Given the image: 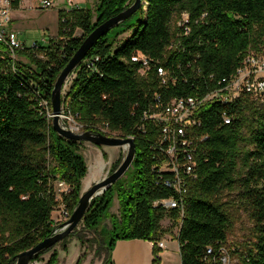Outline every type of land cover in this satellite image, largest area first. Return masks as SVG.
I'll return each instance as SVG.
<instances>
[{
	"label": "trees",
	"instance_id": "obj_1",
	"mask_svg": "<svg viewBox=\"0 0 264 264\" xmlns=\"http://www.w3.org/2000/svg\"><path fill=\"white\" fill-rule=\"evenodd\" d=\"M134 1L99 0L95 20L91 8L62 10L59 37L48 46L24 44L15 50L16 57L0 40V264H16L21 252L55 233L52 213L57 206L64 204L71 215L76 208L88 173L82 142L59 135L40 101L51 103L59 74L83 40ZM145 5L144 21L124 43L117 45L110 34L124 27L127 19L98 40L74 71L63 103L85 130L98 132L99 125H107L123 137L134 136L136 144L130 182L124 185L121 178L97 196L82 221L83 229L95 233L117 195L120 217L113 216V235L102 264H114L112 251L118 240L156 243L175 227L180 228L182 264H222L221 248H227L235 264H264V103L243 93L226 105L207 103L200 109L196 177L188 184L184 216L178 209L152 204L173 191L155 182L152 167L158 153L151 143L160 128L143 120L156 92L165 101L204 94L218 78L235 72L249 51L264 52V0H147ZM184 13L189 22L179 25ZM78 29L82 37L76 35ZM139 53L168 68L178 77L176 84L161 85L155 69L141 74V61L134 60ZM224 112L233 118L230 124L223 122ZM143 124L146 132L139 128ZM202 135L207 138L201 141ZM57 180L66 182L70 191L58 194ZM224 191H237L239 201L250 209L253 242L227 246L234 226L228 213L233 200L223 201ZM166 218L171 228L162 226ZM71 236L82 248L92 242L74 230L61 241L65 251ZM96 243V252L102 251L100 241ZM208 247L213 248L210 255ZM51 249L35 255L32 262ZM153 250V263L160 264L162 249L155 244ZM85 257L83 252L77 264ZM59 261L55 250L47 264Z\"/></svg>",
	"mask_w": 264,
	"mask_h": 264
},
{
	"label": "built area",
	"instance_id": "obj_2",
	"mask_svg": "<svg viewBox=\"0 0 264 264\" xmlns=\"http://www.w3.org/2000/svg\"><path fill=\"white\" fill-rule=\"evenodd\" d=\"M16 0H0V40L5 42L15 56V50L23 48L24 44L20 42L15 34L10 30L12 22V10ZM73 0H68V5H72ZM53 6V0H41V7L48 9ZM189 14L184 13L179 25H187ZM190 30L187 29L186 33ZM172 47V46H170ZM96 57L94 61L98 60ZM134 60L141 61L142 67L139 72L147 73L155 69L161 85L167 86L170 83L176 84L178 77L159 62L151 61L147 56L139 53ZM213 80L214 75H210ZM187 81V79H185ZM248 93L254 98L264 103V52L251 50L245 56L242 64L237 70L229 76L218 78L215 87L209 89L204 94L186 95L173 97L170 100H163L160 93L154 94V103L150 109L144 112L143 120L152 121L160 128L157 139L151 143V148L158 154L157 161L153 164V171L156 174L155 182L157 185L171 189L173 193L169 197L158 198L153 201L154 207L164 209H178L181 216H184L186 209V196L189 190V182L196 177L197 159L195 158L197 139L196 128L201 125L199 115L200 109L207 103H221L226 105L236 100L241 94ZM40 106L49 119L53 117L52 104L47 99L42 98ZM62 119L72 120L73 124L62 125L75 132L81 133L86 131L84 124L78 122L76 117L66 111L63 104ZM232 117L226 112L222 115L225 124L232 122ZM98 132L106 135L119 136L117 132H112L107 125L99 127ZM146 132L144 124L139 126ZM134 139V136H128ZM207 136H200L199 140L206 139ZM59 184L61 193L69 192L70 187L63 180H57L54 183ZM56 189V188H55ZM57 191V189H56ZM65 218L71 216L65 205H62ZM180 228L178 227V233ZM178 236V235H177ZM161 249L165 247L163 240H159L153 245ZM213 253V248H207V255ZM222 264H235L227 248H221Z\"/></svg>",
	"mask_w": 264,
	"mask_h": 264
},
{
	"label": "rangeland",
	"instance_id": "obj_3",
	"mask_svg": "<svg viewBox=\"0 0 264 264\" xmlns=\"http://www.w3.org/2000/svg\"><path fill=\"white\" fill-rule=\"evenodd\" d=\"M21 1V6L19 5L20 7L17 6L13 9V19L10 25V30L15 34L16 38L20 42L28 47L34 46L36 44L38 45V47L48 46L52 39L59 37L60 12L62 10H72L75 7L91 8L94 12L93 20H95L97 16L95 10L99 3V0H73V4L68 5V0H53V6L48 9H44L41 7V0ZM146 2L147 0L143 1L142 10L137 11L134 15H132L125 21L124 27L116 29L110 34L111 39L117 38V45H120L128 40L129 37L134 33V30L137 28L138 24L144 21L146 15ZM122 30L126 31L118 35V33ZM82 34L83 33L80 29L76 31V35L78 37H82ZM38 57L45 58V56L42 55H39ZM17 58L22 59L21 57ZM74 76L75 72L69 77L63 89V100H65L66 94ZM62 122L66 125L73 124L72 120L62 119ZM101 126L102 125H99V127ZM117 135L121 136L118 132ZM104 148L106 149V151ZM80 152L84 156L88 166V173L84 179L86 180L85 182L89 181V183L88 185L86 184V186L82 183L83 193L94 183L102 180L104 177L114 172L116 170L113 169L114 165L118 163L120 165L127 153V150L124 147H104L97 146L90 142H82L80 145ZM104 153L107 154L106 157L104 156ZM130 178L131 171H127L126 174L122 177L123 184L128 185L131 180ZM59 187V184L56 183L55 188L57 189L58 194L61 193ZM237 193V191H224L221 197L223 201L233 200V204H231L228 208V213L230 214L234 223V226L229 232L227 238V246L229 248L245 243H250L255 240L253 230L254 222L250 217V209L246 206V204L239 201ZM109 214V216L103 218L95 233L84 230L82 221L79 223L78 227L75 230H79L87 239H91L92 242H88L86 246L82 248L80 246L79 240L75 236H71L68 241V250L66 251L67 259L62 264H75L78 256H80L83 252L86 253V257L82 264L103 263V258L107 251L105 245L111 241L113 235V216H116L118 218L120 217V200L117 195L114 197ZM52 218L54 224L56 225V230H58L70 217L65 218L61 205L55 208L52 213ZM165 221L166 223H163V226L171 228L172 222L167 221V219ZM177 230L178 227L173 228L171 234L175 235V232H177ZM97 240H99L101 246L104 247L100 252H96ZM166 240H172V237L168 236ZM79 249L80 255H78ZM55 250H58L59 257L61 253L65 258V250L62 249L61 242H59L56 246L53 247V249L43 254L41 260L31 262V264H47ZM233 262H236L235 258H233Z\"/></svg>",
	"mask_w": 264,
	"mask_h": 264
},
{
	"label": "water",
	"instance_id": "obj_4",
	"mask_svg": "<svg viewBox=\"0 0 264 264\" xmlns=\"http://www.w3.org/2000/svg\"><path fill=\"white\" fill-rule=\"evenodd\" d=\"M142 0H135L132 5L119 14L104 21L98 27H96L82 42L79 49L75 52L67 65L63 68L59 74L51 97L52 104V125L54 130L66 139H72L80 142H90L97 146H109V147H124L127 150L125 157L123 158L117 169L110 175L104 177L102 180L94 183L90 188L83 192L80 196L79 202L72 212L70 218L56 230L55 233L32 248L21 252L17 256L16 264H31L32 259L38 253L48 250L56 246L65 237L69 236L83 221L85 214L89 210L93 200L105 193L106 190L121 179L126 172L132 166L136 156V144L135 140L131 137L123 136H111L102 132H93L86 130L78 133L71 129H67L62 125L61 115L63 111V89L69 79L74 73L79 64L85 59L89 51L95 46L98 40L106 35L110 30L118 26L121 22L130 18L141 7Z\"/></svg>",
	"mask_w": 264,
	"mask_h": 264
},
{
	"label": "crops",
	"instance_id": "obj_5",
	"mask_svg": "<svg viewBox=\"0 0 264 264\" xmlns=\"http://www.w3.org/2000/svg\"><path fill=\"white\" fill-rule=\"evenodd\" d=\"M21 2L22 1H20V4H19L20 6L22 4ZM13 11L14 10H12V13ZM113 148H116V147H113ZM85 181L86 180L83 179L82 183L83 185L86 186V184L88 185L89 181L88 182H85ZM166 219L167 221H170V219L168 218ZM166 219L162 221V226L164 225L163 223H166L165 221ZM164 228L167 229V227H164ZM172 231L173 229L161 239L164 241L165 247L162 249L160 253V257H161L160 264H182L180 244H179V240L177 236L178 230L177 232H175V235L171 234ZM168 236H171L172 240L167 241L166 238H168ZM153 249H154V245H153V242L151 241H147L143 239H130V240L121 239L116 242V245L112 251V259H113L114 264H154L153 261H154L155 255H154ZM78 255H80V249H79ZM79 257L80 256H78V259ZM60 259L61 261L59 262V264H62L67 259L66 251H65V258L60 253ZM77 261L75 264H77Z\"/></svg>",
	"mask_w": 264,
	"mask_h": 264
}]
</instances>
